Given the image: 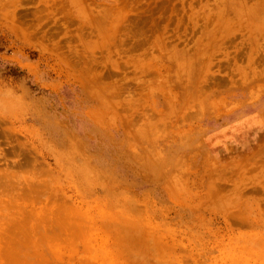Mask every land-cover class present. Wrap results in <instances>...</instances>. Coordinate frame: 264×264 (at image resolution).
I'll return each mask as SVG.
<instances>
[{
	"label": "rangeland",
	"instance_id": "1",
	"mask_svg": "<svg viewBox=\"0 0 264 264\" xmlns=\"http://www.w3.org/2000/svg\"><path fill=\"white\" fill-rule=\"evenodd\" d=\"M0 264H264V0H0Z\"/></svg>",
	"mask_w": 264,
	"mask_h": 264
}]
</instances>
